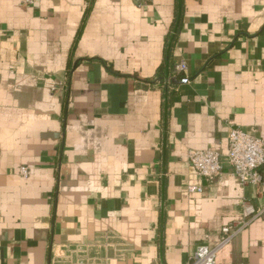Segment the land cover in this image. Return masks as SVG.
<instances>
[{
    "label": "crops",
    "instance_id": "crops-1",
    "mask_svg": "<svg viewBox=\"0 0 264 264\" xmlns=\"http://www.w3.org/2000/svg\"><path fill=\"white\" fill-rule=\"evenodd\" d=\"M233 128L264 140V0H0V264H188L264 203ZM217 260L264 264V214Z\"/></svg>",
    "mask_w": 264,
    "mask_h": 264
},
{
    "label": "built area",
    "instance_id": "built-area-1",
    "mask_svg": "<svg viewBox=\"0 0 264 264\" xmlns=\"http://www.w3.org/2000/svg\"><path fill=\"white\" fill-rule=\"evenodd\" d=\"M186 70V63L179 61L173 65L171 74L167 78H156L149 84L166 86L176 91L181 83L188 81L186 74L183 75ZM187 156L199 177L212 180L220 175L221 157L216 150L190 149ZM226 160L241 184H253L264 188V177L261 172L264 165V140L253 131L241 128L230 130ZM20 173L26 176L27 168L22 166ZM189 190L193 192L199 189L190 187ZM240 204L239 218L220 228L217 244L213 247L205 244L198 245L188 264H227L217 260V254L229 246L250 221L264 214V203L256 206L254 203L244 200Z\"/></svg>",
    "mask_w": 264,
    "mask_h": 264
}]
</instances>
